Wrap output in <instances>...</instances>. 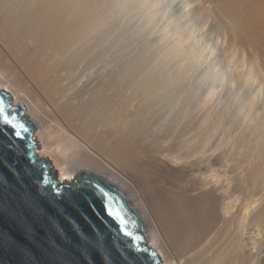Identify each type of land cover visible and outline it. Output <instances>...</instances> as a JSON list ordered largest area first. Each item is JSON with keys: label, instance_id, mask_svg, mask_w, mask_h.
Masks as SVG:
<instances>
[{"label": "bare ground", "instance_id": "bare-ground-1", "mask_svg": "<svg viewBox=\"0 0 264 264\" xmlns=\"http://www.w3.org/2000/svg\"><path fill=\"white\" fill-rule=\"evenodd\" d=\"M200 1L195 13L207 23L215 13L228 29L223 92L235 100L255 82L264 87V0ZM162 4L0 0V91L36 123V155L50 159L58 181L108 180L165 264H264V95L245 112L220 110L219 87L171 100L209 59L204 48L190 51L186 21L158 28ZM132 10L156 30L161 55L145 70L101 66L110 30Z\"/></svg>", "mask_w": 264, "mask_h": 264}, {"label": "water", "instance_id": "water-1", "mask_svg": "<svg viewBox=\"0 0 264 264\" xmlns=\"http://www.w3.org/2000/svg\"><path fill=\"white\" fill-rule=\"evenodd\" d=\"M12 103L0 91V264H162L126 195L89 173L58 181L36 155V123Z\"/></svg>", "mask_w": 264, "mask_h": 264}, {"label": "rangeland", "instance_id": "rangeland-1", "mask_svg": "<svg viewBox=\"0 0 264 264\" xmlns=\"http://www.w3.org/2000/svg\"><path fill=\"white\" fill-rule=\"evenodd\" d=\"M162 2H163L162 6H159L156 8L158 10V11L156 10L158 12V15H157L158 17H156V19L157 18L159 19L161 17H164L165 19L162 21L164 24L161 22L158 28L160 27L161 29L165 28L166 23H168L171 19L178 20L182 23L186 21L188 24V27L186 28L187 29L186 33L192 34V37H191L192 39H190L192 44L189 46L190 51H195V50L204 48L205 54H207L208 59H209L207 61L205 60L203 62V65H199L198 66L199 69L192 72L189 78L185 82L181 83L182 85L179 84V86L178 85L174 86L172 88L173 90H170L169 97L172 96V98L170 99L174 100L175 102L177 101L176 102L177 104L178 102L183 103L181 101H183L184 98L187 101L188 98L193 99L192 95H194V97L198 95L201 96L203 95V93L205 94L206 91L212 88L219 87V92L220 91L222 92L221 94L222 96L219 99L220 104H221L219 106L220 110H222L223 108H224L223 110H225L230 104H233L235 111L242 110V112H245L247 109L246 108L247 102H249V100L250 102L253 101L254 103L260 102L261 101L260 98L263 97L262 94L264 95V87L259 86L257 82L254 83L255 86L250 85L248 87L249 92H246L245 94L246 96L240 95L239 98L237 97L235 100L231 92H225L224 90L225 92L224 93L223 90L221 89L225 85V82H223L225 81L224 79H229L231 81V76H229V73L231 71L229 69L231 67H229L230 60H228V58H226L227 56L225 57L224 55V53L227 52L225 50H227L226 48H227V39H228V36H227L228 29H227V26L225 28V26L223 25H219L221 27H217V25L219 24L216 20L218 16H216L217 17L216 18L215 13H214L213 14L214 17L210 18L212 19L210 21L212 24H209L210 22L208 23L205 22L201 16L197 15L194 11V8L201 5L200 0H162ZM133 9H135V7ZM166 9L167 11H165ZM124 14L125 16L123 15V17L122 16L119 17L120 20L118 18V20L116 21V23L113 25L112 29L110 30V34L107 36L108 38L106 40L105 48L103 47V51L105 50V53L103 52V58L101 59V61L102 62L105 61V63L103 62V65L101 64V66L108 65V67H114L112 69H114L115 71H118V69L119 71L126 70V69L131 70L133 69L132 67H134L133 70H135L136 66L138 67V69L140 68V70H143V69L145 70V68H147L146 66H150L151 64H153L156 60L155 57H157L163 51V49H161V47L157 45L158 41L156 39L159 38L157 36L158 34L156 33V30L153 31V29H149V26L146 24L144 28L143 26L140 27L142 25L141 22L143 20L140 17H138V14L135 10H132L129 13H124ZM135 19H139V20L141 19V20L139 22V20L136 21ZM159 20L161 21V19ZM147 27L148 29H146ZM224 37L226 39V42L224 41ZM152 44L153 45L156 44V46L154 45L155 46L154 47ZM152 46L154 47V50L153 49L151 50V48H153ZM156 47H158L157 51L155 49ZM147 49L149 51H147ZM150 53L152 57L148 56L150 55ZM145 54H147V56H145ZM141 57L143 58L148 57V58L145 60ZM141 60L146 61V62L144 61V65L145 63L149 62L148 60H150V62L149 64H146L144 66L143 64H141L143 63ZM139 65H142V66L140 67ZM216 68L219 69L221 73L224 75L217 74L215 72ZM105 69L106 68L104 67V70ZM236 73L232 74V80L234 79V76H235L234 74ZM227 77H230V78H227ZM222 82L224 83L223 86L221 85ZM232 89H234L233 91H235V85ZM38 151H39V148L37 152ZM149 242L150 241L148 239V244ZM162 264H165V263L162 262Z\"/></svg>", "mask_w": 264, "mask_h": 264}, {"label": "snow or ice", "instance_id": "snow-or-ice-1", "mask_svg": "<svg viewBox=\"0 0 264 264\" xmlns=\"http://www.w3.org/2000/svg\"><path fill=\"white\" fill-rule=\"evenodd\" d=\"M2 114H3V108H0V115H2ZM3 119L5 120L6 123L11 124L13 128H17V127H19L20 129H23V125H19V126H17V125H15V124H12V121L9 120L8 116L4 115V116H3ZM23 130L26 131V129H23ZM15 134H16V136H19V135H20V131H16ZM121 223L123 224L124 221L121 220ZM125 234H126V235H129V233H127L126 231H125ZM137 239H138V238H137Z\"/></svg>", "mask_w": 264, "mask_h": 264}]
</instances>
